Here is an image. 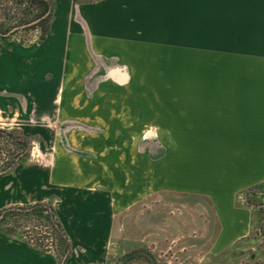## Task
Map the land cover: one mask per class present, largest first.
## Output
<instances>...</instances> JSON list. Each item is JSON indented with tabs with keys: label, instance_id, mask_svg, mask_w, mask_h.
<instances>
[{
	"label": "rangeland",
	"instance_id": "obj_1",
	"mask_svg": "<svg viewBox=\"0 0 264 264\" xmlns=\"http://www.w3.org/2000/svg\"><path fill=\"white\" fill-rule=\"evenodd\" d=\"M172 1L175 14L169 23L164 51L144 54L149 61L136 63L138 70L132 71L143 72L141 83L119 85L110 91L122 90L131 99L111 97L100 101L104 107L96 105L94 113L86 112L85 118L70 120L60 116L63 85H53L52 90L58 94L50 109L46 108L48 101L34 100L30 113L18 107L8 110L7 102L17 104L10 97L4 100L3 107L0 105V127H19L32 142L26 162L11 175L0 177V189L11 182L18 170L39 168L51 172L62 149L92 158L88 164L72 157L73 176L65 183H53L51 195L45 192L42 197H28L26 201L11 197L0 200V208L39 201L50 203L56 212L63 207L62 223L75 243L70 264H104L105 260V264H116L127 253L140 249L150 252L157 264H264V182L230 191L235 206L251 212V233L250 239L241 244L244 253H230L229 259L223 261L210 253L217 231L211 207L203 197L192 195L217 189L208 188V182L201 177L221 179L224 162L230 153L239 150L234 147L239 141L237 133L223 131L221 124H236L237 119H243L234 109L219 110L220 106L215 105L206 109L200 100L206 91L204 83H216V77H223L225 87L241 94V83L237 88L234 79L232 86L231 78H244L245 98L259 100L263 91L252 85V79L264 77V0ZM22 6L19 0H0V32H8L31 17ZM30 23L11 35L0 36V57L24 53L26 46L38 43L35 33H28L35 24ZM17 64L21 78L34 74L26 64ZM45 76L48 80L54 77L53 72ZM3 82L0 79V92L11 87L8 81ZM96 83L88 81L87 92L91 94ZM86 97L80 94L73 103L78 108L84 104L87 111L92 100L84 101ZM226 98L229 104L235 103L230 96ZM245 118L249 119L247 115ZM99 135L107 136V146L99 149L103 157L94 148L93 140ZM258 138L260 142L264 140V133H259ZM258 151L264 161V146ZM109 154L113 163L104 157ZM7 156V152L0 154V166ZM248 189L258 193L247 196ZM99 196L108 202L105 211L85 202ZM101 219H113L111 234L103 232L92 244H86L85 233L91 230L83 222ZM29 225L36 235L32 223ZM42 237L50 243L49 235ZM85 250L101 256V262H87ZM132 264L147 262L136 257Z\"/></svg>",
	"mask_w": 264,
	"mask_h": 264
},
{
	"label": "crops",
	"instance_id": "obj_2",
	"mask_svg": "<svg viewBox=\"0 0 264 264\" xmlns=\"http://www.w3.org/2000/svg\"><path fill=\"white\" fill-rule=\"evenodd\" d=\"M52 1L54 8L50 30L43 41L26 46L27 50L24 53L19 52L11 56L4 54L0 57V65L3 64V69L0 70V79L4 81L3 84L8 81L11 85L6 91L0 92V105L3 107V104L6 103L4 100L10 97L16 100L17 104L12 102L8 104L7 102L8 110L11 108L12 111H15L18 107L21 112L30 113L34 100L48 101V106L45 107L50 109L52 101L58 94L56 89L52 90L53 87L59 88L60 85H63L60 116L62 119L70 120L71 118H85L88 116L86 112L94 113L97 106L103 105L104 107L100 101L117 96L130 98L131 95L128 96L129 94L121 92L122 90L117 93L112 92L113 94L110 91H114L119 85H133L142 82L143 72L137 73L136 71L135 74L132 69L138 70L136 64L138 61L141 63L145 59L149 61V57H144V54L164 51L167 46L164 44L166 36L170 34L171 24L169 23L175 14L174 9L170 6L174 1ZM17 63L26 64L30 72H34V74L29 73L25 78H21L17 70ZM46 72H53L54 77L48 80L45 76ZM215 79L216 83L208 81L204 83L206 91L202 93L203 98L200 100L205 102L206 109H211L215 105L220 106L219 110L234 109L236 115L242 114L243 119H237L236 124L234 122L230 125L221 124L223 131L237 133L235 137L239 141L238 145L234 147L239 150L230 153L229 160L224 162L221 179L210 178L208 175L201 177L202 181L209 183H206L209 185L208 188L214 186L217 189L209 190L207 188L208 191L205 194L202 192L203 194L192 195L203 197L211 207L217 231L211 243L210 253L223 261L229 259L228 254L230 253H244L245 248H241V244L250 239L251 233V212L245 207H236L231 192L254 187L256 184L264 182V161H261L258 156L259 148L264 146V140L258 141V134L264 133V123H262L264 119L261 120L264 117V77L252 79V85L263 90L260 91L259 100L251 97L245 98V91L242 90L245 85L244 78L233 77L231 78L233 79L232 84L230 83L234 86V79H236L237 88L241 83V94L239 91L234 94L229 90L230 88L225 87L227 85L223 82V77ZM90 80L97 82L91 94L87 92L88 88L86 87ZM80 94L83 96L86 94L87 97L83 99L84 101L92 100V107L87 111L84 104L78 108L73 103ZM255 95L253 96L255 97ZM226 96H230V100L235 103L229 104ZM197 97L196 92V100ZM249 99H252L250 104L244 105L243 101ZM245 106H247L246 109ZM246 115L249 119L245 118ZM122 135L120 134V137L125 138ZM106 138L107 136L99 135L95 138L96 140H93L96 143L95 152L102 157L103 154L99 149L107 146ZM71 145L77 147L73 143ZM62 152L55 158L51 172L39 168L18 170L12 176L11 182H7V185L0 189V200L11 197L26 201L28 197H42L45 192L51 195L53 183H65L66 178L70 179L73 176L70 165L74 159L72 157H77L80 163L87 162L89 164L92 160L90 157L87 158L85 155L80 157L73 152L65 151V149H62ZM104 157L107 162L113 163L111 154ZM21 165L23 163L17 167ZM13 172L0 174V177L11 175ZM249 190L246 191L247 196L251 193H258L251 192L254 189ZM85 202L89 207L99 206V208H103V211L108 207L104 196ZM111 202L114 203V201H110L109 204ZM62 211L63 207L57 211V214L64 231L70 238L69 235L72 236V234L68 232V227L62 223V217H65ZM83 223L86 228L91 230L85 233V241L89 245L97 236L104 234L103 232L110 235L114 221L113 219L109 221L101 219L94 223L91 221ZM70 240L72 252L66 264H70L69 262L74 257L75 243L71 238ZM89 251L85 250L87 262L92 260L101 262V256L94 255ZM0 264H58V259L54 253L41 251L19 237L12 236L10 231L0 228ZM85 264L91 263L85 262Z\"/></svg>",
	"mask_w": 264,
	"mask_h": 264
},
{
	"label": "trees",
	"instance_id": "obj_3",
	"mask_svg": "<svg viewBox=\"0 0 264 264\" xmlns=\"http://www.w3.org/2000/svg\"><path fill=\"white\" fill-rule=\"evenodd\" d=\"M76 1L92 2L96 0ZM19 3L23 4L22 10H26L31 17L21 20V24L18 25L37 20L33 29L39 32L38 41H43L50 30L54 2L52 0H19ZM26 147L27 138L21 131L18 129L0 128V154H6V152L8 154L1 161L0 172H12L20 163L19 160L22 159L20 157L26 155L24 153ZM3 148L6 151H3ZM29 223H32L33 229L37 232L36 235H33L32 231L29 230ZM0 228L10 231L12 236L19 237L41 251L52 250L58 259V264H66L68 257L71 255V240L64 231L56 210L50 203L35 202L2 208L0 210ZM42 228L46 230L43 231ZM42 234L50 236V243L48 242L49 239H43ZM23 236H26L27 239L23 238ZM30 237L35 238V243H31Z\"/></svg>",
	"mask_w": 264,
	"mask_h": 264
},
{
	"label": "flooded vegetation",
	"instance_id": "obj_4",
	"mask_svg": "<svg viewBox=\"0 0 264 264\" xmlns=\"http://www.w3.org/2000/svg\"><path fill=\"white\" fill-rule=\"evenodd\" d=\"M35 21V23H36V21L37 20H32L31 22H34ZM31 23L29 22V23H25V24H22V25H24V26H29ZM22 25H16V26H13L12 28H9V30H8V32H0V36H7V35H11V34H13V32L14 31H16V30H20L21 29V27L20 26H22ZM34 31H36V29H33V30H28V33L30 34L31 32H34ZM37 33H35V41L36 42H38V43H40L39 41H38V35H39V32H38V30L36 31ZM0 128H2V129H18L19 131H21L22 132V134L27 138V147H26V149L24 150V153H26V155H24L23 157H20V158H22L21 160H19V162L20 163H18V165L19 164H22V163H24V162H26V159L31 155V151H32V146H31V144H32V142L30 141V139L27 137V135L25 134V132H23V130L21 129V128H19V127H7V128H4V127H0ZM23 153V154H24ZM17 165V166H18ZM16 166V167H17ZM15 167V168H16ZM13 172V171H12ZM0 174H5V173H1L0 172ZM136 257H143V258H145V260H146V262H147V264H151L150 263V261L148 260V258L147 257H145V256H142V255H138V256H133V257H130V258H126V255H124L123 256V258H121L120 260H118L117 261V263L118 262H120V264H132V260L134 259V258H136ZM116 263V264H117Z\"/></svg>",
	"mask_w": 264,
	"mask_h": 264
},
{
	"label": "water",
	"instance_id": "obj_5",
	"mask_svg": "<svg viewBox=\"0 0 264 264\" xmlns=\"http://www.w3.org/2000/svg\"><path fill=\"white\" fill-rule=\"evenodd\" d=\"M35 23V21L33 22ZM24 25H22L21 27H23ZM138 255H142V256H145L148 258V260L150 261L151 264H157L154 256L148 252V251H145L143 249H140V250H133L131 252H129L127 255H126V258H130V257H133V256H138ZM117 264H120V262H118Z\"/></svg>",
	"mask_w": 264,
	"mask_h": 264
},
{
	"label": "built area",
	"instance_id": "obj_6",
	"mask_svg": "<svg viewBox=\"0 0 264 264\" xmlns=\"http://www.w3.org/2000/svg\"><path fill=\"white\" fill-rule=\"evenodd\" d=\"M36 31H37V30H36ZM36 31H34V33H37ZM23 238L27 239L26 236H23ZM30 241H31V243H35V238L30 237Z\"/></svg>",
	"mask_w": 264,
	"mask_h": 264
}]
</instances>
